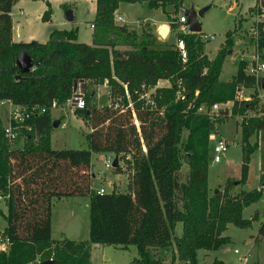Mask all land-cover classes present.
Returning <instances> with one entry per match:
<instances>
[{
	"label": "trees",
	"instance_id": "obj_1",
	"mask_svg": "<svg viewBox=\"0 0 264 264\" xmlns=\"http://www.w3.org/2000/svg\"><path fill=\"white\" fill-rule=\"evenodd\" d=\"M18 1L0 0V102L24 108L38 106L46 113L29 120L26 125L31 131H21L14 144L5 139L0 122V194L6 206V227L0 237L7 243L6 249L0 250V264H91V245L124 250L134 247L136 257L131 264H165L157 251L165 254L175 247L178 263L197 264L198 251H217L228 243L224 236L228 225L242 230L251 227L254 220L243 219V210L259 202L264 189L233 191L246 182L249 158L257 150V143L251 146L249 139L264 130V105L255 98L252 102L236 100L240 87H255V77L245 74L246 64H239L230 82H221L225 48L210 60L201 34L173 35L183 42L186 59L182 60L175 45L155 48L156 39L151 34L142 35L139 41L134 31L114 22L120 5L146 3L150 10L164 13L173 34L183 0H44L43 23L50 20L51 1H94L91 45L77 42V29L52 31L45 44L13 43L10 13ZM61 7L68 10L67 4ZM229 35L226 48L232 47ZM20 54L31 60L32 68L26 75L16 66ZM160 81H168L170 88L157 89ZM75 82L83 83L85 109L73 114L89 128L88 148L56 151L51 148L54 120L50 108L53 103L58 108L65 106ZM87 83L106 84L110 103L95 108ZM151 89H155L154 108L140 100ZM180 92L184 101L178 99ZM116 103L121 108H114ZM228 103L230 116L223 110L217 116L209 115L212 106ZM200 108L205 112L199 113ZM247 112L260 117L243 118ZM230 117L242 118L241 179L235 185L228 182L222 192L210 196V137L215 126ZM19 141L22 146L18 147ZM93 155H110L118 163L125 158L126 169L117 166L113 171L127 173L126 192L113 190L100 195L92 190ZM182 158L188 168L183 183ZM75 197L89 199V240L53 241V202ZM179 224L182 235L178 238L174 232ZM258 237L264 238V223Z\"/></svg>",
	"mask_w": 264,
	"mask_h": 264
},
{
	"label": "rangeland",
	"instance_id": "obj_2",
	"mask_svg": "<svg viewBox=\"0 0 264 264\" xmlns=\"http://www.w3.org/2000/svg\"><path fill=\"white\" fill-rule=\"evenodd\" d=\"M238 2H230L229 0H183L181 8L182 10L188 13H196L197 15L200 12H203L202 16H197V22L201 27V40L205 43L204 53L207 58L212 59L216 56V50L219 48L224 39H226V34L230 33L229 38L231 40L232 47L226 48L222 47V50L225 48L226 59L231 56L234 47L241 41L239 44L240 56L236 59L237 67L239 64H245L251 59L252 55L255 52L263 55L262 61L264 62V49L261 48V37L259 40V49L254 45V41L249 36V30L256 22H259V27H261L262 22L264 21V10L260 6H255L253 9L252 6L255 4L256 0H237ZM41 0H23L22 6L27 16L29 23L24 26L23 32H31L35 34L38 40L46 41L45 37L47 34V27L42 24L41 21L37 22V17L40 15V10L43 3ZM260 3V2H259ZM234 5V6H233ZM237 5V6H236ZM21 6V5H19ZM54 20H61L63 17L62 9L57 8L54 5ZM79 9V14L75 22V28H78L79 40L78 43L86 44L88 43V37L91 35V30L89 28L90 23H92L93 15L90 13V7L84 3L77 5ZM248 12V19H245V13ZM18 7L14 9L16 13ZM29 10L31 12H29ZM167 12L171 11V8L166 9ZM123 17L127 22L135 26L133 23H140L139 26L134 29L127 27L130 31H134L141 40L142 35L151 34L152 32L157 31V27H153L150 23L152 19L156 16L161 23L170 26V23L166 21L164 13L158 10V12L150 10L147 5L143 4H124L121 9ZM52 15V14H51ZM182 16V13H178L175 16L174 23L178 25V19ZM67 19V18H66ZM23 20H20V23L23 24ZM145 22V23H141ZM247 22L250 24L247 26ZM132 23V24H131ZM179 27V25H178ZM178 27L165 40H157L155 48H162L164 46H172L176 44L175 37L173 36L178 32ZM173 36V37H171ZM205 36H212L213 40L205 41L203 39ZM87 41V42H86ZM244 44V45H243ZM88 45V44H86ZM249 49L251 51L249 52ZM250 56V59H249ZM233 59H229L224 62L222 66V71L220 75L221 82H227L232 79V77L237 72V67L233 65ZM248 64V62L246 63ZM88 93L93 94L94 85L87 83ZM244 87H240L238 90H243ZM260 89L259 87H254L253 89H245L242 93L246 94H237L236 100L239 101L241 98H245L248 95H251L253 98L258 99L255 90ZM151 92V91H149ZM262 92V90H261ZM153 93V91H152ZM99 98L96 102L94 97L92 102L98 104L99 106L108 105L109 102V92L107 89L99 90ZM264 95V91H263ZM255 96V97H254ZM264 101V100H263ZM229 106L231 111V104H221V106ZM59 110L51 111L52 120H60V126L58 128H52L51 131V148L56 151L64 150H87L86 136L89 134V128L86 126L84 121L76 117L71 111L67 110L65 106L58 108ZM229 111V112H230ZM8 104L0 106V122L2 125H8ZM228 112V111H227ZM256 114L254 112H247L244 114L243 118H254ZM242 118L236 117L231 118L225 121L224 123L215 126L214 128V137L216 140L226 141L229 145L227 152L221 158V162L215 164L212 161L213 158V147L215 146V140L210 142V153L211 157L210 163L208 165L207 172V186L209 189V195H213L216 191L222 192L223 188L228 184V182L238 183L241 179V166H242V139H241V129L240 122ZM186 133L183 134L182 139L184 140ZM216 141V142H217ZM215 143V144H214ZM251 146L257 143V148L259 150L254 151L250 156L248 162V172H249V181L246 185L235 186L236 190L243 192H250L254 189H257L259 184V178L261 173L257 170L258 162L261 161V164L264 166V130L256 137H251L248 142ZM22 146V141H19L18 147ZM13 148V147H12ZM105 158L99 159L98 156H93L91 159V173L93 177L91 182V188L96 193L100 189H103L106 193L111 191L115 192H126L127 191V173L115 174L113 170H105L103 161ZM103 160V161H102ZM122 164V169H126L125 158L120 159ZM119 164V166H121ZM181 171H180V180L181 183L186 181V176L188 172L186 160L182 158L181 162ZM248 177V175H247ZM261 183V182H260ZM264 182L261 183V186ZM87 197H75L70 199H62L60 201H54V206L52 205L51 212V239L53 241H59L63 233L69 234L72 238L80 242H87L89 240V210L86 208L88 204ZM4 197L0 194V235L3 233L6 223L3 219V215L6 214ZM242 217L245 220H254L251 223V227L246 230L239 229L234 225H228L227 230L224 233V236L228 238V243L223 245L217 251L212 252H197V264H209L216 260H220L225 264H264V240L254 241L258 236V230L262 223H264V197L259 200V202L245 208L242 213ZM182 234L180 224L176 226L174 236L180 237ZM68 237V236H67ZM4 248V247H0ZM234 251H237L239 255H234ZM175 247L169 250L167 253L163 254L162 251H157L159 256L163 257L165 264H180L174 258ZM90 263L91 264H131L133 258L136 257V250L134 247H129L126 250L119 249V247L113 246H90Z\"/></svg>",
	"mask_w": 264,
	"mask_h": 264
},
{
	"label": "built area",
	"instance_id": "obj_3",
	"mask_svg": "<svg viewBox=\"0 0 264 264\" xmlns=\"http://www.w3.org/2000/svg\"><path fill=\"white\" fill-rule=\"evenodd\" d=\"M120 20L121 19L119 16L114 15V21H120ZM186 23H187V18L184 14H182V16L178 19L179 27H178L177 34H183V35L190 34ZM91 28L93 29V26ZM262 35H264V28L259 27V22H256L253 26H251L249 30V36H251V38L253 39L254 45L257 49H259L258 43ZM203 39H205V41H211L213 40V37L205 36ZM175 48L179 51L182 60H185L186 53L184 50L183 42L180 40H177L175 44ZM262 57L263 55L259 54L258 51L255 52L252 55L251 60L248 61V64L246 65L244 69V72L246 75L255 77L256 79L255 87L256 88L258 87L261 88L260 80L264 78V62L262 61ZM82 85L83 83L77 84L76 92H73L72 97L66 102L65 107L67 110L74 112L76 110L85 109V98H84L85 92L82 89ZM152 91L153 89L148 90L145 92V94L140 96V100H142L145 103V106L149 108L155 107V102L153 99L154 91L153 93ZM240 93H241V90H238L237 94H240ZM184 98L185 97L182 92L178 93V99L180 101H184ZM126 99L128 102V108L132 110V105L130 103V99H129L127 92H126ZM253 99L254 98L252 96H248L246 98H241V100L239 101L252 102ZM4 104H8L9 106L8 125L3 127L4 137L9 144H14L18 140V138L21 136V131H26V132L31 131V127L26 125L29 120H32L34 117H37V116H40L46 113V109L38 107V106H35L32 108H24L22 106L13 105L9 101L0 102V106H3ZM228 107L229 106L226 107L225 105L224 106L214 105L210 108L209 115L211 117H213L214 115L217 116V113L223 110V111H228V116H230V112H229L230 110ZM114 108H121V106L119 103H116ZM56 109H58V107L53 103L51 105L50 111L56 110ZM198 112L204 113L205 109L200 108ZM258 117L260 116L258 115L254 116V118H258ZM228 147L229 145L227 144V142L223 140H218L216 142L215 146L213 147L214 156L212 158V161L215 164H218L221 162V158L227 152ZM113 161L114 159H104L103 165L106 171L113 170ZM96 193L102 195V194H105L106 192L103 189H100ZM0 247H4L3 249L0 248V250H5L7 247L6 241H4L1 237H0ZM234 253L238 254L237 251H235Z\"/></svg>",
	"mask_w": 264,
	"mask_h": 264
},
{
	"label": "crops",
	"instance_id": "obj_4",
	"mask_svg": "<svg viewBox=\"0 0 264 264\" xmlns=\"http://www.w3.org/2000/svg\"><path fill=\"white\" fill-rule=\"evenodd\" d=\"M42 2L41 3H43L44 5H42V8H41V10H40V15L37 17V22L38 21H41L42 22V20H41V18H42V16H43V14H44V12L46 11V5H45V3H44V0H41ZM230 2H238L237 0H229ZM22 2H23V0H20V1H18L13 7H12V9H11V13H10V18H11V40H12V42L13 43H30V42H37V43H40V44H45L47 41H48V38H49V35H50V33L52 32V31H55V30H57V31H71V30H75V29H77V42H78V40H79V35H78V33H79V31H78V28H75L74 26H75V22H76V19H77V15L79 14V9H78V7H77V5L78 4H80V3H84L85 5H87V6H89L90 7V13L93 15V20H92V23H90V25H89V28H90V30L92 31L91 32V35L88 37V43H86V44H88V45H91L92 44V34H93V29L91 28L92 26H93V21H94V18H95V13H96V3L94 2V1H77V2H69V3H65V2H62V1H51L50 2V6H51V17H50V20L48 21V22H46V23H43L42 22V24H44V26H46L47 27V29H48V31H47V34H46V37H45V39H46V41L44 40V41H42V39H40V40H38L37 38V36L35 35V34H33V33H31V32H23L22 30H23V28H24V26H26L28 23H29V21L27 20V16L25 17V13H24V11H23V6H22ZM258 2H260V0H256L255 1V4L252 6V8H250V9H253L256 5H257V3ZM64 4H67L68 5V10L67 11H63L62 10V12H63V17H61L62 19L61 20H55V24L53 23V20H54V14H53V10H54V5H56V7L57 8H60V9H62V5H64ZM260 4V3H259ZM19 5H21V6H19ZM124 4H122V5H120L119 6V8H118V10L115 12V15H117V16H119L120 17V21H114L115 22V25H117V26H126V27H131V28H135V27H137V26H139V24L140 23H133L135 26H132V25H130L128 22H127V20L123 17V15H122V13H121V9H122V6H123ZM143 5L145 6L146 5V3H143ZM18 7V10H17V12L16 13H14V9H15V7ZM234 6V5H233ZM237 6V5H236ZM250 9L248 10V11H246V12H244L245 13V19H248V12L250 11ZM29 12H31L30 10H29ZM68 12H71V18H72V21H68L67 19H66V16H67V13ZM156 12V11H155ZM158 12V11H157ZM23 18H25V20L23 21V24L22 23H20V20H23ZM141 23H145V22H141ZM146 23H150L151 25H153V27L155 26V27H157V31H155V32H152L151 33V35L152 36H154L157 40H160V38L158 37V35H157V32H158V30L161 28V26L163 25V23H161L160 22V20L158 19V17L156 16L154 19H152V21L151 22H146ZM248 24H247V26L250 24L249 22H247ZM132 24V23H131ZM135 30V29H134ZM133 31V30H132ZM170 34V33H169ZM225 40L226 39H224V41H223V43H221V45L219 46V48L216 50V55H217V53L222 49V47L224 46V43H225ZM160 41H162V40H160ZM87 42V41H86ZM239 44H241V41L237 44V46L236 47H234L235 49H234V51H233V53H232V55L231 56H229V57H227V59H225V61H227V60H231V59H233V65L234 66H236L237 67V62H235L236 61V59H238V57L240 56V49H242L243 47H241V48H239ZM244 45V44H243ZM244 49V48H243ZM251 51V49H249V52ZM214 58H215V56H214ZM214 58H212V59H214ZM212 59H210V60H212ZM249 59H250V56H249ZM251 60V59H250ZM248 62V61H247ZM247 62H244L245 64L247 63ZM224 64V63H223ZM247 65V64H246ZM236 74V73H235ZM227 82H230V80L229 81H227ZM227 82H224V83H227ZM87 85V84H86ZM94 85V84H93ZM94 91H93V94H92V96L94 97V99H95V101L94 102H96L97 101V99L99 98V94H98V92H99V90H102V89H107L108 90V92H109V102H108V104L110 103V89L108 88V86L106 85V84H104V85H94ZM157 89H161V88H170V84H169V82L168 81H160V82H158V84H157V87H156ZM155 88V89H156ZM155 89H153V91L155 90ZM246 89V88H245ZM245 89H243V90H245ZM242 90V91H243ZM261 90H262V92H261ZM242 91H241V93H242ZM263 91H264V89H262V88H260V89H258V90H255V92H256V96L258 95V97H259V100H260V104H262V105H264V95H263ZM240 93V94H241ZM242 94H246V92L245 93H242ZM248 96H251V95H248ZM247 96V97H248ZM246 98V97H245ZM92 103L93 104V106L95 107V108H97V109H99V108H101V107H103V106H99L98 104H96V103ZM105 106V105H104ZM57 110H59L60 111V109H57ZM71 113H73L72 111H71ZM60 120L61 119H58V120H54V122H59V126H60ZM1 121V120H0ZM2 123V122H1ZM3 127H5L4 125H3ZM90 132V131H89ZM258 136V135H257ZM257 136H254V137H256V140H257ZM215 140V143H216V138L214 137V135H212L211 137H210V142L211 141H214ZM226 142V141H225ZM214 143V144H215ZM258 145V144H257ZM259 150V146H258V148H257V151ZM93 156H98L99 157V159H101V158H105V159H112V157L110 156V155H93ZM113 159H117V158H113ZM259 164H258V168H257V170L261 173V177L259 178V184H258V187H256L257 189L256 190H259V189H264L262 186H261V183L262 182H264V166H263V164H261V161H259L258 162ZM119 164H121V163H118V160H117V166H119ZM91 166H92V163H91ZM120 167H122V164H121V166ZM93 178H95V176L93 177ZM249 172H248V177H247V180H246V182L244 183V185H246L247 183H248V181H249ZM261 182V183H260ZM237 184V183H236ZM244 185H243V187H244ZM237 186V185H236ZM255 190V189H254ZM238 190H236V188L234 189V191L233 192H237ZM62 200V199H61ZM89 200V199H88ZM54 201H57V200H54ZM58 201H60V200H58ZM53 206H54V202H53ZM86 208H88L89 209V201H88V204H86ZM53 210V209H52ZM53 224H52V220H51V226H52ZM181 232H182V227H181ZM182 235V234H181ZM68 236V237H67ZM89 237V236H88ZM181 237V236H180ZM69 238H72L69 234H66V233H63L62 235H61V237H60V239H59V241H61V240H63V239H67V240H70V241H74V242H80V241H77L76 239H69ZM179 238V237H178ZM258 239H259V237L257 236L256 237V239H254V241H258ZM259 240H261V241H263L264 240V238L263 239H259ZM58 241V240H57ZM93 246H95V245H93ZM119 249H122V248H119ZM124 250V249H123ZM214 252V251H213ZM235 252V251H234ZM209 253V252H208ZM234 255H239V254H235L234 253ZM216 261H218V260H216ZM220 261V260H219ZM222 262V261H221ZM213 263V262H212ZM212 263H209V264H212ZM224 263V262H223ZM208 264V263H207ZM225 264V263H224Z\"/></svg>",
	"mask_w": 264,
	"mask_h": 264
},
{
	"label": "water",
	"instance_id": "obj_5",
	"mask_svg": "<svg viewBox=\"0 0 264 264\" xmlns=\"http://www.w3.org/2000/svg\"><path fill=\"white\" fill-rule=\"evenodd\" d=\"M260 7L264 10V0H260ZM182 14H184L187 18V27L188 31L190 34H200L201 33V27L199 23L197 22V16H202L203 12H200L198 15L196 13H188L184 10L181 11ZM68 21H72L71 18V12L67 13L66 16ZM170 33V28L169 26L163 24L161 28L158 30L157 35L160 38V40H165ZM16 66L19 68L20 74L21 75H26L30 72L32 68L31 60L25 55V54H20L18 58L16 59ZM260 87L264 89V78L260 80ZM77 89V83H74L73 86V92H76ZM59 127V122H53L52 128H58ZM117 167V159H114L113 161V169ZM264 188V184L262 186ZM218 191L215 192L217 194ZM52 261H46V262H41L39 264H52Z\"/></svg>",
	"mask_w": 264,
	"mask_h": 264
}]
</instances>
